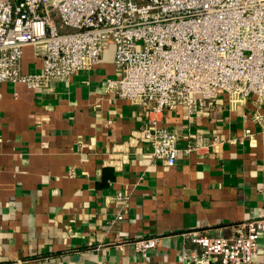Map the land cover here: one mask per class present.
<instances>
[{
    "label": "crops",
    "instance_id": "1",
    "mask_svg": "<svg viewBox=\"0 0 264 264\" xmlns=\"http://www.w3.org/2000/svg\"><path fill=\"white\" fill-rule=\"evenodd\" d=\"M21 70H41L31 46ZM113 75L106 50L46 90L0 83V264H214L201 262L188 233L228 237L264 218V147L244 120L252 97L235 103L220 92L193 114L162 112L159 125L180 136L166 167L142 136L147 110L105 90ZM188 143L198 148L185 153ZM140 237L158 238L145 256L132 243ZM258 243L252 264H264V233Z\"/></svg>",
    "mask_w": 264,
    "mask_h": 264
},
{
    "label": "built area",
    "instance_id": "2",
    "mask_svg": "<svg viewBox=\"0 0 264 264\" xmlns=\"http://www.w3.org/2000/svg\"><path fill=\"white\" fill-rule=\"evenodd\" d=\"M26 46L41 60L39 72L21 70ZM108 47L114 75L105 90L147 110L141 133L151 160L171 167L180 152L179 134L158 123L162 112L193 114L220 92L235 103L252 97L256 107L244 120L258 126L264 147V0H0V83L46 90L93 68ZM244 134L255 133L246 127ZM197 148L188 143L183 151ZM115 198L126 197L118 191ZM262 233L264 218L241 222L228 237L188 235L201 262L252 264ZM157 239L132 243L145 256Z\"/></svg>",
    "mask_w": 264,
    "mask_h": 264
},
{
    "label": "rangeland",
    "instance_id": "3",
    "mask_svg": "<svg viewBox=\"0 0 264 264\" xmlns=\"http://www.w3.org/2000/svg\"><path fill=\"white\" fill-rule=\"evenodd\" d=\"M106 50H111V47H108Z\"/></svg>",
    "mask_w": 264,
    "mask_h": 264
}]
</instances>
